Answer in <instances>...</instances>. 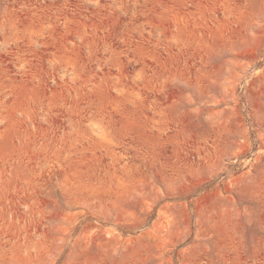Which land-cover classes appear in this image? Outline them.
Masks as SVG:
<instances>
[{
    "label": "rangeland",
    "instance_id": "374dc122",
    "mask_svg": "<svg viewBox=\"0 0 264 264\" xmlns=\"http://www.w3.org/2000/svg\"><path fill=\"white\" fill-rule=\"evenodd\" d=\"M0 264H264V0H0Z\"/></svg>",
    "mask_w": 264,
    "mask_h": 264
}]
</instances>
